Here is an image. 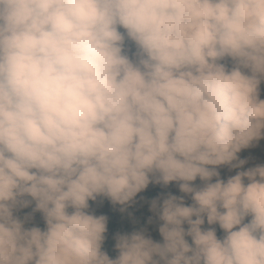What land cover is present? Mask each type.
Returning <instances> with one entry per match:
<instances>
[{"label": "clouds", "instance_id": "obj_1", "mask_svg": "<svg viewBox=\"0 0 264 264\" xmlns=\"http://www.w3.org/2000/svg\"><path fill=\"white\" fill-rule=\"evenodd\" d=\"M262 80L264 0H0V264H264V165L217 171L264 138ZM150 178L193 203L153 200L163 243L110 258L89 200Z\"/></svg>", "mask_w": 264, "mask_h": 264}, {"label": "trees", "instance_id": "obj_2", "mask_svg": "<svg viewBox=\"0 0 264 264\" xmlns=\"http://www.w3.org/2000/svg\"><path fill=\"white\" fill-rule=\"evenodd\" d=\"M251 153V149L247 151V155ZM239 168H237L238 170ZM234 170V168H233ZM217 171L220 173V179L227 180V173L218 166ZM215 178H213V182ZM202 184V182L200 181ZM157 190V193H147L141 194L134 202L122 205L118 209L113 212L106 214L107 223H106V232L104 233V240L101 245V250L106 252L110 258H115L118 255V249L116 248V238L118 235L130 234L134 231H142L146 238L152 239L154 242L163 243V237L160 232L155 234H150L149 230L153 227L154 223L159 221L160 224H163V221L159 219L157 212L152 210V201L156 200L158 203H162L163 199L167 198L168 194L161 189L160 184H156L154 187ZM27 199H31L27 197ZM111 201L104 196H97L96 200H89V208L87 211L92 214L94 209L96 208V204L100 205H109ZM186 206L189 204H185ZM35 207V202L33 201L26 208H17L14 209V215L19 219L24 221L26 216L30 215V219H28L24 226L26 228L31 227H39L43 230L46 225L43 220L42 213L39 211H33ZM69 212L72 209H68ZM195 219V217H193ZM185 230L187 231L189 225L185 223L183 225ZM203 229L207 228H215L216 234L218 238H222L224 235L223 230L220 229L219 225H208L207 220L205 218V224L202 225ZM185 239L192 243L191 237L185 236Z\"/></svg>", "mask_w": 264, "mask_h": 264}, {"label": "rangeland", "instance_id": "obj_3", "mask_svg": "<svg viewBox=\"0 0 264 264\" xmlns=\"http://www.w3.org/2000/svg\"><path fill=\"white\" fill-rule=\"evenodd\" d=\"M225 62L230 66L231 64L230 60L225 61ZM259 98L264 99V80H262L259 85ZM249 149H251V153L247 155L246 153ZM237 156L239 159H243L246 161V163L242 167H240L238 170L237 168H234L233 170V168H231L229 165L220 166L224 170V172L227 173V176H226L227 178L235 175L238 171H245L248 168L255 167L257 165H264V138L254 141L248 148L241 149V151L237 153ZM233 163H236V161H234ZM179 183L180 182L173 181V182H170L168 185L160 184V186H161V189L164 192H166L168 195L171 194V195H175L178 197H183L184 203L191 205L193 203L191 199V194L182 193L178 187ZM192 183L194 186L201 185L199 178H197V180ZM155 186H156V183L151 182V178H150L149 185L144 190L137 193L136 196L133 198V200L130 201L129 203L134 202L141 194H147V193L153 194V192L157 193L158 191L155 190L154 188ZM121 206L122 205L120 204H113L112 202L109 205L96 204V208L94 209L92 214L97 215V216L106 215V214L113 212L114 210L118 209ZM247 219L249 218H246L245 222H247ZM160 226L161 224L159 221L155 222L153 227L149 230V233L155 234L159 232Z\"/></svg>", "mask_w": 264, "mask_h": 264}]
</instances>
